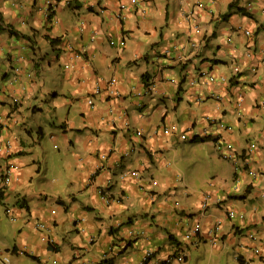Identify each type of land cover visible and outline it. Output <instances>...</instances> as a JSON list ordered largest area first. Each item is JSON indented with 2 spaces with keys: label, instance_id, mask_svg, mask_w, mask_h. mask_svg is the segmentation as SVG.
Returning a JSON list of instances; mask_svg holds the SVG:
<instances>
[{
  "label": "crops",
  "instance_id": "obj_1",
  "mask_svg": "<svg viewBox=\"0 0 264 264\" xmlns=\"http://www.w3.org/2000/svg\"><path fill=\"white\" fill-rule=\"evenodd\" d=\"M0 193L12 264H264V0H0Z\"/></svg>",
  "mask_w": 264,
  "mask_h": 264
},
{
  "label": "rangeland",
  "instance_id": "obj_2",
  "mask_svg": "<svg viewBox=\"0 0 264 264\" xmlns=\"http://www.w3.org/2000/svg\"><path fill=\"white\" fill-rule=\"evenodd\" d=\"M48 138L49 137L47 136V139L44 140L42 146L44 147V151H45L46 156L51 160L52 157H55L57 154L60 153L59 149H61V150L64 149V145L65 144L59 138H57V139H50V138L48 139ZM188 144L196 145L194 143H189V142H188ZM195 147H197V148H195L196 150L193 152V157L195 159H197V160L205 159V155L207 156L206 150L203 149V148H200L199 146H195ZM42 153L44 155V152H42ZM212 162H214V164H212ZM217 162L218 161H217V158H216V159L210 161L209 166L212 167V165H215L217 167ZM50 163H51V161H50ZM204 163H205V168H206L207 162H205V161L204 162H199L200 165H204ZM181 164L183 165V168L187 167V164H185V163H181ZM197 171H199V170H197L195 167H194V169L191 168V171L188 172V177H189V179L191 178V180L194 182L197 192H201V191H205V190L207 191L209 189L208 180H211L214 177L212 175H202L203 173L201 174V173H199L200 171L199 172H197ZM206 172L208 173V171H206ZM48 178L50 179L51 176L49 175ZM41 181L42 180H39V178H35L34 179L33 184L35 185L36 188H37V184L40 183ZM61 194L63 196H65L64 193H61ZM35 199H36L35 196L31 198V200H35ZM14 202H15L14 195L11 196V200H10V197H9V199L8 198H5L3 200L0 199V229L1 230H5L8 227V224L6 222L8 220H10V218L7 215H5L4 208H5L6 205H9V207L13 206ZM69 204H71V201H69ZM16 220L14 221L15 223H17ZM62 230H63V227L60 228L59 231L62 232ZM16 232L19 234V229L16 228ZM199 246L201 247V249L197 250L195 255L192 256V261L196 262V260H197L199 262V264H207V256L211 257V255H212L211 252L213 250H210L209 243L204 244V242H202V243L199 244ZM65 249H66V247H65ZM67 253L70 254L69 251H67ZM4 258L8 259V263L4 261ZM24 258L25 259L23 260V264L27 260L31 261V262L33 261V260H31V258H28V259L26 257H24ZM70 260L71 261L74 260V259H72V256L70 257ZM12 262H13V256H12L11 252H5L4 251L3 253H0V264H10V263L12 264ZM53 262L55 263V261H53ZM32 264H33V262H32ZM72 264H76V263L72 262Z\"/></svg>",
  "mask_w": 264,
  "mask_h": 264
},
{
  "label": "built area",
  "instance_id": "obj_3",
  "mask_svg": "<svg viewBox=\"0 0 264 264\" xmlns=\"http://www.w3.org/2000/svg\"><path fill=\"white\" fill-rule=\"evenodd\" d=\"M210 80H215V77L214 76H210ZM114 81H115V79L112 78L107 83L108 89H110V91H112V86H113ZM98 90H99V88L96 89V91H98ZM88 103H90L91 105H93L92 98H89L88 99ZM136 133L140 134L141 131L140 130L139 131H136ZM251 146H253V144H251ZM217 147H218V149H220L221 148V145H217ZM221 153L225 157H228L229 156V153L228 152H221ZM11 167H12V164H10L7 167V169L4 170V172L2 174L3 175L2 176V180L3 181H6V182L8 181V174H9V170H10ZM250 173L253 174L254 172L251 170ZM130 174L134 175L135 174V171H131ZM125 175H126V173H125ZM209 199H210V195L208 193H205L203 195V200H202V203H201V206H202V209L203 210L207 207ZM229 214L232 215L233 214V211H230ZM220 224H221V220L220 219H217L216 222H215L216 228L219 227ZM44 226L45 225L42 222H37L36 223V227H44ZM199 231H200V225H199L198 222H196L191 227L190 231H188V232L185 233V239H192V238H194ZM49 240H51V238H49ZM253 248H254V251L256 253L259 252V248L258 247H253ZM174 254H171L170 256H168V261H170L171 259H174V258L177 259L178 261L183 259V255L182 254H180V253L175 254V255ZM4 261L8 263V259L7 258H4Z\"/></svg>",
  "mask_w": 264,
  "mask_h": 264
},
{
  "label": "trees",
  "instance_id": "obj_4",
  "mask_svg": "<svg viewBox=\"0 0 264 264\" xmlns=\"http://www.w3.org/2000/svg\"><path fill=\"white\" fill-rule=\"evenodd\" d=\"M51 42H54V39H52ZM0 194H1V193H0ZM0 196H1V195H0ZM48 241H49V242H52V240H49V239H48Z\"/></svg>",
  "mask_w": 264,
  "mask_h": 264
},
{
  "label": "clouds",
  "instance_id": "obj_5",
  "mask_svg": "<svg viewBox=\"0 0 264 264\" xmlns=\"http://www.w3.org/2000/svg\"><path fill=\"white\" fill-rule=\"evenodd\" d=\"M198 233H199V232H198ZM198 233H197V234H198ZM196 236H197V235H196ZM196 236H195V237H196ZM188 240H189V239H188ZM176 252H177V251H176ZM175 254H178V253H175ZM175 254H174V255H175ZM180 254H181V253H180ZM182 255H183V254H182ZM183 258H184V255H183Z\"/></svg>",
  "mask_w": 264,
  "mask_h": 264
}]
</instances>
